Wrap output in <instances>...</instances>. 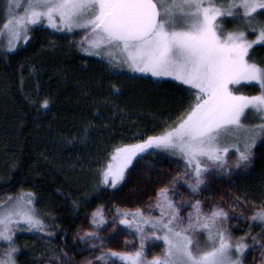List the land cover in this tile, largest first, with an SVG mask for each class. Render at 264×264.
I'll return each mask as SVG.
<instances>
[{"label":"snow or ice","instance_id":"6c2138e0","mask_svg":"<svg viewBox=\"0 0 264 264\" xmlns=\"http://www.w3.org/2000/svg\"><path fill=\"white\" fill-rule=\"evenodd\" d=\"M14 5L18 10L19 0H7L8 16L0 28V35L8 36L9 49L15 47L13 41H27L29 26L41 22L69 33L81 30L85 37H91L83 47L88 54L100 56L103 49L112 60L119 52L132 72L172 77L187 85L194 96L175 126L138 143L115 147L101 172L102 183L116 186L133 158L150 149L179 154L186 169L191 170L186 176L193 181L188 185L193 191L201 185L209 166L205 160L211 166L223 167L231 149L236 166L247 167L257 139L264 137V66L247 58L254 45H264V24L252 28L255 38L248 39L245 31L222 34L217 20L229 17L252 25L258 14H264V0H227L226 5H218L215 0H27L23 13L13 16ZM241 82L258 86L259 93L238 94L230 87ZM47 103L45 100L41 106ZM246 110L255 113L260 123L246 125L242 120ZM225 136L229 142L222 145ZM32 203L21 194L11 207L0 211V244H7L0 254V264H15L13 227L22 222L29 229L44 231L42 220L31 209ZM155 207L159 217H145L137 210L132 213V221H120L136 229L140 243L134 251L109 250L101 252L96 260L102 264H115L116 260L121 264H241L240 254L246 245L237 242L233 249L222 227V221L228 218L222 209L213 206L210 212L203 211L197 200L185 224L167 188L156 193ZM98 215L93 213V217ZM253 219L264 222V208L257 210ZM145 226L164 245L163 252L151 259L145 258ZM197 230L206 234L204 249L198 242L194 245L190 235ZM233 250L236 259L232 258Z\"/></svg>","mask_w":264,"mask_h":264},{"label":"trees","instance_id":"16d2710c","mask_svg":"<svg viewBox=\"0 0 264 264\" xmlns=\"http://www.w3.org/2000/svg\"><path fill=\"white\" fill-rule=\"evenodd\" d=\"M6 5L0 0V28ZM220 22L222 30L245 31L250 38L264 14L252 25L229 17ZM82 35L38 25L25 47L8 52L0 45V198L31 190L56 245L73 256L79 245L63 235L109 202L105 183L90 195L114 148L160 135L194 101L186 85L128 74L86 54ZM250 60L264 66V45L250 51ZM236 189L246 199L264 200V159L238 178ZM29 259L22 255L17 264Z\"/></svg>","mask_w":264,"mask_h":264},{"label":"rangeland","instance_id":"374dc122","mask_svg":"<svg viewBox=\"0 0 264 264\" xmlns=\"http://www.w3.org/2000/svg\"><path fill=\"white\" fill-rule=\"evenodd\" d=\"M19 3L20 7L18 10L15 5L13 6L11 15L15 16L23 13L27 0H19ZM7 16L8 12L6 9ZM221 19L223 18H218L217 20L219 31L222 34H227L228 31H224L221 28ZM38 25L59 32H67L59 28H51L46 22H41L34 26H29L27 32L29 39L25 41L21 38L18 41H13L15 47L11 49L8 46V36L6 34L0 35L1 47L8 52H15L20 46L25 47L30 40L31 30ZM225 25L227 26V23ZM75 31L82 32L81 30H74L73 32ZM90 38L82 35L81 39L85 42V46L87 39ZM254 38L250 37L248 39ZM255 46H259V44L254 45L253 48ZM86 54L88 53L86 52ZM91 56L115 64L120 71L123 70L128 74L150 76V74L134 73L128 69L127 65L123 63V56L119 52L115 53L116 58L112 60L104 54L103 49H101L100 56ZM247 58L250 60V54ZM250 62L252 61L250 60ZM154 78L175 81L172 77ZM230 87H233V90L238 92V94L244 95H251L249 92L258 88V86L243 82L240 85ZM242 120L249 126L260 123V118L255 113L247 110ZM228 142L229 137H222V145ZM252 151L253 157L247 167L236 166L235 153L231 149L226 154L227 163L223 167L211 166L210 162L205 160L204 162L209 164V166L203 174L201 185L195 191L188 186L193 181L186 176V173L191 170L186 169L185 162L179 154L162 149H150L138 154V158H133V163L125 170L124 178L116 186H112L110 183L107 184L110 190L108 192L109 202L88 214L82 225L73 233L63 235V239L79 245L74 256L56 245L54 233L50 232V226L45 227L47 224L43 222L46 217H42L35 207V194L31 190L22 189L15 195L0 198V211H2L11 207L17 198L24 194L25 200L31 199L33 201L31 209L44 224V231L42 232L38 229H29L22 222L13 227L12 246L16 249L14 253L15 264H17L18 258L22 255L30 258V264H86V262L102 264V262L96 260V256L101 252L106 253L109 250L118 252L134 251L135 247H138L140 243V238L135 235L136 229L135 227L129 228L127 225L121 224L120 221L121 219L132 221L134 219L132 213L137 210L143 213L145 217H159L160 211L155 207L156 193L162 188L168 189V196L177 206L178 214L181 218H184L185 224L187 223L186 218L191 210V205L197 200L200 201L203 211L210 212L213 206L222 209L227 213L228 217L222 221V227L230 238L233 249L237 242H242L246 245L245 251L240 254L241 264H264V222L253 219L254 213L264 208V200L259 202L246 199L241 197L236 189L238 178L251 173L255 163L264 159V137L257 139ZM96 179L97 186L93 189L90 196H97L102 189L101 174L96 176ZM28 193H31V196H28ZM94 212H98L100 215L93 217ZM123 213H128L129 215L124 216L122 215ZM86 233H93L94 236L89 237ZM144 233L148 237L144 240L145 258L151 259L153 255H160L164 249L163 242L156 240L152 236V229L147 226H145ZM159 234L157 230V235ZM190 235L194 245L198 242L200 249L206 247V234L203 230L191 232ZM81 237H84V239H81ZM253 237H255V240H253ZM6 248L7 244H0V254ZM196 250L194 247V251ZM232 258L236 259L234 250ZM108 264H113V262L109 261ZM115 264H121V262L116 260Z\"/></svg>","mask_w":264,"mask_h":264}]
</instances>
